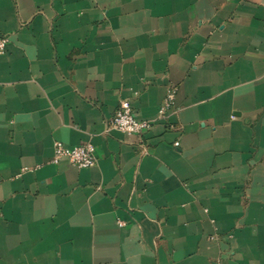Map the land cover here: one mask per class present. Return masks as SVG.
Masks as SVG:
<instances>
[{
	"label": "crops",
	"instance_id": "1",
	"mask_svg": "<svg viewBox=\"0 0 264 264\" xmlns=\"http://www.w3.org/2000/svg\"><path fill=\"white\" fill-rule=\"evenodd\" d=\"M0 38V264H264V0H0Z\"/></svg>",
	"mask_w": 264,
	"mask_h": 264
},
{
	"label": "built area",
	"instance_id": "2",
	"mask_svg": "<svg viewBox=\"0 0 264 264\" xmlns=\"http://www.w3.org/2000/svg\"><path fill=\"white\" fill-rule=\"evenodd\" d=\"M8 44L7 38H0V56L6 52ZM176 89L169 90L164 102L159 109V116H165L175 106ZM151 121H138L134 118L131 104L127 100L120 103L118 110L113 118L108 122L107 128L115 130L123 134L140 136L152 127ZM175 146H179L176 143ZM55 155L53 159L54 164H58L60 160L66 159L69 163L78 169H88L96 165L95 146L88 142L84 145L74 148H65L62 143L57 142L54 147ZM121 227H124L123 222H119Z\"/></svg>",
	"mask_w": 264,
	"mask_h": 264
}]
</instances>
